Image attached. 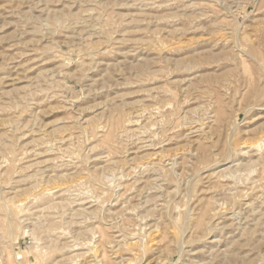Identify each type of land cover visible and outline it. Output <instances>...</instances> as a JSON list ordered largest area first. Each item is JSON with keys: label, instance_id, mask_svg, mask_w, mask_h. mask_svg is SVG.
<instances>
[{"label": "rangeland", "instance_id": "obj_1", "mask_svg": "<svg viewBox=\"0 0 264 264\" xmlns=\"http://www.w3.org/2000/svg\"><path fill=\"white\" fill-rule=\"evenodd\" d=\"M258 139L264 0H0V264H264Z\"/></svg>", "mask_w": 264, "mask_h": 264}, {"label": "bare ground", "instance_id": "obj_2", "mask_svg": "<svg viewBox=\"0 0 264 264\" xmlns=\"http://www.w3.org/2000/svg\"><path fill=\"white\" fill-rule=\"evenodd\" d=\"M135 121V120H134ZM153 136V135H152ZM155 136V135H154ZM149 138V137H148ZM259 141H261L260 139H258ZM263 141H264V139H263ZM263 141H261V142H259V143H255L256 144V146H260V145H262L263 143ZM261 143V144H260ZM254 144V143H253ZM253 146H255V145H253ZM251 147H252V145H251ZM254 148V147H253ZM257 148V147H256ZM260 148H262V147H260ZM258 149V148H257ZM260 150V149H259ZM20 206V205H19ZM18 207V206H17ZM7 227V226H6ZM9 230V229H8ZM6 232V231H5ZM20 254V253H19ZM15 255V254H14ZM34 259H35V257H34ZM36 260V259H35ZM11 262V261H10Z\"/></svg>", "mask_w": 264, "mask_h": 264}]
</instances>
